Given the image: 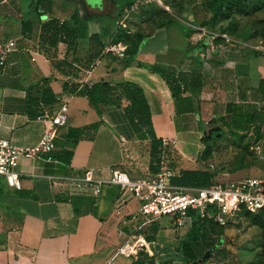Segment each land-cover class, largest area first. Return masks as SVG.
I'll use <instances>...</instances> for the list:
<instances>
[{"label": "crops", "instance_id": "obj_1", "mask_svg": "<svg viewBox=\"0 0 264 264\" xmlns=\"http://www.w3.org/2000/svg\"><path fill=\"white\" fill-rule=\"evenodd\" d=\"M123 1L0 0V44L17 42L6 66H0V137L21 148L33 147L50 118L64 103L68 106L55 149L37 157L19 156L16 170L22 188L15 189L0 177V264H133L135 253L122 252L124 245L144 239L147 251L153 252L154 247L174 249L188 238L186 231L181 240L175 239L180 229L160 227L159 222L140 227L144 220L138 202L117 184H103L98 195L70 196L67 188L54 185V179L81 177L89 169L102 179L110 178L114 170L132 179L152 171L151 140L136 135L123 108L101 103L99 114L86 95L69 92L74 85L83 89L97 82L138 84L150 104L157 136L163 140V163L175 176L182 170L202 169V139L221 131L201 122L244 117L249 138L261 153L259 168L251 176L264 178V50L247 48L228 37L194 59V50L187 48L188 27L195 26L190 20L178 18L184 26L158 27L149 17L151 12H145L161 8L174 14L173 0L147 2L134 11L130 8L138 0H130L119 16ZM77 11L79 22L74 19ZM190 14V9L183 13ZM125 16L128 28L121 25ZM51 20L71 29L68 40L53 47L40 40L43 25ZM139 25L145 36L132 55L120 34L123 29L133 33ZM93 34L99 35V41L90 39ZM158 36L164 45L156 44ZM170 36L173 41L168 44ZM175 41L182 47H174ZM197 61L202 65L201 87L185 89L186 99L178 107L155 68H178L192 82ZM37 84L48 87L56 100L33 115L29 95ZM77 129L81 130L78 139L72 132ZM138 231L142 232L137 240ZM126 235L130 237L125 239Z\"/></svg>", "mask_w": 264, "mask_h": 264}, {"label": "trees", "instance_id": "obj_2", "mask_svg": "<svg viewBox=\"0 0 264 264\" xmlns=\"http://www.w3.org/2000/svg\"><path fill=\"white\" fill-rule=\"evenodd\" d=\"M116 1V0H115ZM130 0H127L125 6L117 13L119 16L122 14L126 6L130 5ZM200 5L201 10L206 15V19L203 22L202 27L206 28L208 31L218 33L219 36L216 37V43L219 44L226 40L223 35H226L231 40L236 41L238 38H243L248 40V38L253 37V35L248 34L241 36L236 33L232 22V19L235 15H250L254 11L261 10L264 8V0H173L171 2V7L174 14L169 13L168 11L156 8L151 10L147 9L145 12L149 13L150 19H152L153 24L158 27H165L167 25L178 23V16L182 15L186 10L191 6ZM152 7V6H151ZM161 14H166V17L162 18ZM158 16V17H157ZM157 17V18H156ZM74 19L76 22H79V11L75 12ZM224 20L229 21L227 28H223L221 31L213 30L211 27L217 26L219 23ZM195 26H189L188 29V47L191 51L201 50L202 52L208 48L204 41L199 40L196 43H192L191 36L195 32ZM42 36L41 42L43 44L49 45L50 47L56 46L60 41H66L70 37V26L64 22H59L56 20H51L47 22L42 27ZM123 33L120 34V37H123V41L127 43L128 51L133 55L136 53L138 48L142 43L143 37L145 36L142 25H139V28L136 29L133 33H128L125 30H122ZM93 41H99V35L93 34L90 37ZM48 54V52H46ZM99 55L98 53L96 56ZM192 58L197 59L198 56H192ZM201 62L196 63L194 68L196 77L191 82L188 80V76L184 74L178 68H155L156 71L160 72L164 79L167 81L175 99L178 103V107L183 103L185 98V89L191 87L194 91H198L201 87L199 83L200 77V65ZM67 89V87H66ZM69 92L84 94L86 95L91 104L98 110V113L101 114L100 109L101 103H112L117 108H123L124 114L128 119L133 131L140 139H149L151 140V153H152V172L157 173L160 171L161 162H162V147L163 140L157 136V133L154 128L152 120V111L148 99L144 90L134 82H122L118 84H111L109 82H97L92 85H86L83 89H79L78 86L74 85ZM184 96V97H183ZM188 97V96H187ZM190 97V96H189ZM186 99V98H185ZM56 98L54 94L49 90L48 87H44L41 84L33 86L30 90L29 95V107L32 109L33 115L41 113L42 105L53 104ZM127 102L126 106H123V103ZM192 106L194 104L192 103ZM181 107V106H180ZM193 109V107H192ZM207 118H204L206 120ZM231 122H227L231 129L245 130L247 129L248 121L246 118L241 116H234L231 118ZM75 133V138H79L81 130H72ZM207 134L202 139V154L201 160H206V155L210 154L209 144H206V141H209ZM216 174L211 170L205 169H195V170H182L181 173L177 176L171 178L172 183L177 185L184 186H208L215 182ZM248 212V211H247ZM258 215H263L264 212L257 213ZM207 218L196 217L194 219L191 230H189L188 238L184 240L179 248L183 251L186 259L190 262L196 261L198 257V252L195 248V245L203 238L206 227L205 222ZM254 220L257 223L264 225V220L260 216L254 217ZM158 222V221H155ZM154 223V222H153ZM148 240L152 238L147 236ZM155 253L160 254V252L165 253L164 257L175 253L177 248H159L154 247ZM169 261V260H168ZM172 261V260H170ZM170 264V263H165Z\"/></svg>", "mask_w": 264, "mask_h": 264}, {"label": "built area", "instance_id": "obj_3", "mask_svg": "<svg viewBox=\"0 0 264 264\" xmlns=\"http://www.w3.org/2000/svg\"><path fill=\"white\" fill-rule=\"evenodd\" d=\"M161 0H138L131 6L130 11L138 9L142 4ZM123 17L121 25L125 28ZM201 29V28H200ZM202 41L208 48H216V37L214 33L201 29ZM228 38L226 35H223ZM17 48V42L10 40L0 44V66L5 67L9 54ZM262 51L264 48H259ZM192 56L204 57L205 53L196 50ZM67 104L50 118V124L46 127L42 139L33 147L21 148L10 143L9 140L0 137V177L4 178L8 185L20 190L22 180L16 170L19 156L25 154L28 157H37L48 154L55 149V138L58 128L67 120ZM122 140H125L122 138ZM167 143V141H165ZM162 158L160 171L157 173L148 171L138 179H132L125 172L114 170L108 179L98 178L92 170H87L81 177H67L54 179V185L67 188V195L76 193H92L98 195L103 184H117L121 187L123 194H130L139 204V213L143 217L140 227L145 224L168 218L178 229L191 228L196 217L213 218L216 222L225 224L228 218L237 215L241 211L251 213L264 212V178L248 176L230 182L215 181L208 186H184L172 183L171 178L175 175L163 163ZM137 247L143 246L139 240L132 245H124L122 252L128 255L137 253ZM152 252V251H150ZM153 254L155 251L153 250ZM163 256L165 253L160 252ZM170 261V260H169ZM172 262V261H170Z\"/></svg>", "mask_w": 264, "mask_h": 264}, {"label": "rangeland", "instance_id": "obj_4", "mask_svg": "<svg viewBox=\"0 0 264 264\" xmlns=\"http://www.w3.org/2000/svg\"><path fill=\"white\" fill-rule=\"evenodd\" d=\"M126 1L124 0L123 4ZM189 9L191 10L189 17L183 14L178 17L187 22L190 20L196 25L193 34V41L196 43L202 39L203 31L201 29L206 15L199 4L191 6ZM232 22L235 24L234 29L239 35H253L248 40L238 38L232 42H237L247 48H264V8L252 12L250 15H235ZM179 24L184 26L182 22L177 23L178 26ZM228 25L229 21L224 20L211 28L219 32L223 28H227ZM203 29L207 30L206 28ZM169 39L168 44L171 40L173 41L171 36ZM156 40V44L164 45L163 37L158 36ZM182 44V42L175 41L174 47H182ZM217 45L219 44H216L215 47ZM226 123L223 117H213L208 123L201 122V126L211 124L215 126L214 128L221 130L218 133H211L210 142L206 141L211 150L210 154L206 155V160L202 161L201 166L202 169H210L215 172L214 180L223 183L256 174L255 170L259 168L257 165L258 157L261 154L256 141L253 142L249 138L250 133L246 129L243 131L229 129ZM127 196L131 197L130 194ZM133 207L137 208L136 202L133 203ZM256 216H260L264 220V214L258 215L247 211H241L228 218L224 225L216 222L213 218H207L206 227H204L205 234L195 245L199 257L196 261H188L179 246L176 247L175 253L165 257L158 253L153 254L147 251L148 249L145 247H137V253L133 254L136 259L133 264H165L167 262L170 264H264V225L254 220ZM158 222L160 227H168L169 229L175 227L166 217ZM189 230H191L189 227L180 228L176 231L175 239L181 240L187 234L186 231ZM140 232L142 231L136 232L137 240L140 237L138 234ZM150 233L153 232L150 231ZM129 237L130 235H126L124 238L128 239ZM140 243L143 246H148ZM168 260H172V262Z\"/></svg>", "mask_w": 264, "mask_h": 264}, {"label": "bare ground", "instance_id": "obj_5", "mask_svg": "<svg viewBox=\"0 0 264 264\" xmlns=\"http://www.w3.org/2000/svg\"><path fill=\"white\" fill-rule=\"evenodd\" d=\"M139 242H143L145 244L146 241L144 239H141Z\"/></svg>", "mask_w": 264, "mask_h": 264}]
</instances>
